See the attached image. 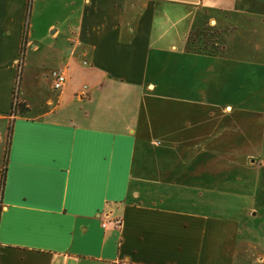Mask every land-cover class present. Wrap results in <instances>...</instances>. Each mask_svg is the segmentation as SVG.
<instances>
[{"label":"crops","instance_id":"obj_1","mask_svg":"<svg viewBox=\"0 0 264 264\" xmlns=\"http://www.w3.org/2000/svg\"><path fill=\"white\" fill-rule=\"evenodd\" d=\"M248 2L0 0V264H264L241 221L166 204L173 160L146 154L151 101L264 112V68L245 93L187 45ZM166 114L168 137L190 115Z\"/></svg>","mask_w":264,"mask_h":264},{"label":"rangeland","instance_id":"obj_2","mask_svg":"<svg viewBox=\"0 0 264 264\" xmlns=\"http://www.w3.org/2000/svg\"><path fill=\"white\" fill-rule=\"evenodd\" d=\"M227 16L226 12L221 16L224 25L218 28V35L216 29L208 26L192 34L187 45L193 51L222 54L228 65L225 71L236 70L242 78L243 91L248 93L250 88L262 87L257 80L264 68V0H249L245 12ZM236 101H227L233 111L225 113L217 102L201 105L151 101L158 109L153 122L157 131L150 135L145 132L148 139L154 140L146 154L173 160L168 188L162 189L171 196L166 204L190 206L241 221L245 233L249 232V242L257 248L256 253H262L264 112L243 109ZM168 106L190 114L177 116V124L170 132L172 137L161 128L167 125ZM180 137L185 142L178 141ZM183 144L197 147L186 148ZM183 157L189 162L182 163Z\"/></svg>","mask_w":264,"mask_h":264},{"label":"built area","instance_id":"obj_3","mask_svg":"<svg viewBox=\"0 0 264 264\" xmlns=\"http://www.w3.org/2000/svg\"><path fill=\"white\" fill-rule=\"evenodd\" d=\"M66 82V76L62 71H56L53 73V88L55 90H61ZM115 226L119 228L121 226V220H114Z\"/></svg>","mask_w":264,"mask_h":264},{"label":"trees","instance_id":"obj_4","mask_svg":"<svg viewBox=\"0 0 264 264\" xmlns=\"http://www.w3.org/2000/svg\"><path fill=\"white\" fill-rule=\"evenodd\" d=\"M28 111L27 107L23 104H17V107L14 108V113L15 112H20L21 114H25Z\"/></svg>","mask_w":264,"mask_h":264}]
</instances>
